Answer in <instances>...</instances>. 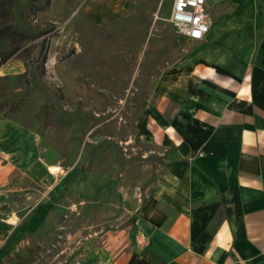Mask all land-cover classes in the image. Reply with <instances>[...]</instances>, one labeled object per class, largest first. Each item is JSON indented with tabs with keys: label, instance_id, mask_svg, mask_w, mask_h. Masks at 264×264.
Here are the masks:
<instances>
[{
	"label": "rangeland",
	"instance_id": "rangeland-1",
	"mask_svg": "<svg viewBox=\"0 0 264 264\" xmlns=\"http://www.w3.org/2000/svg\"><path fill=\"white\" fill-rule=\"evenodd\" d=\"M173 3L0 0V116L42 156L2 206L0 264H74L125 245L168 152L134 140L138 121L152 92L191 75L202 46L175 31Z\"/></svg>",
	"mask_w": 264,
	"mask_h": 264
},
{
	"label": "crops",
	"instance_id": "crops-1",
	"mask_svg": "<svg viewBox=\"0 0 264 264\" xmlns=\"http://www.w3.org/2000/svg\"><path fill=\"white\" fill-rule=\"evenodd\" d=\"M210 1L191 75L152 92L138 121L134 140L168 152L133 230L74 264H264V0ZM41 158L36 138L0 116V213Z\"/></svg>",
	"mask_w": 264,
	"mask_h": 264
},
{
	"label": "built area",
	"instance_id": "built-area-1",
	"mask_svg": "<svg viewBox=\"0 0 264 264\" xmlns=\"http://www.w3.org/2000/svg\"><path fill=\"white\" fill-rule=\"evenodd\" d=\"M171 23L179 35L188 40L201 41L211 25L207 0H173ZM63 174L64 171H58Z\"/></svg>",
	"mask_w": 264,
	"mask_h": 264
},
{
	"label": "bare ground",
	"instance_id": "bare-ground-1",
	"mask_svg": "<svg viewBox=\"0 0 264 264\" xmlns=\"http://www.w3.org/2000/svg\"><path fill=\"white\" fill-rule=\"evenodd\" d=\"M61 169L60 168H58V167H56V166H52V168H50V172L52 173V172H54V171H60ZM14 223H16V222H14Z\"/></svg>",
	"mask_w": 264,
	"mask_h": 264
},
{
	"label": "trees",
	"instance_id": "trees-1",
	"mask_svg": "<svg viewBox=\"0 0 264 264\" xmlns=\"http://www.w3.org/2000/svg\"><path fill=\"white\" fill-rule=\"evenodd\" d=\"M7 59H8V57H4L3 60H2V62H4V61L7 60Z\"/></svg>",
	"mask_w": 264,
	"mask_h": 264
}]
</instances>
